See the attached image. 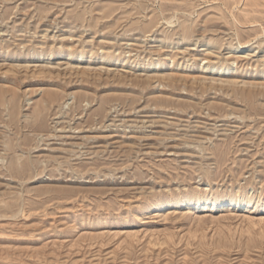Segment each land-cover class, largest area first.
Masks as SVG:
<instances>
[{
  "label": "rangeland",
  "instance_id": "obj_1",
  "mask_svg": "<svg viewBox=\"0 0 264 264\" xmlns=\"http://www.w3.org/2000/svg\"><path fill=\"white\" fill-rule=\"evenodd\" d=\"M0 264H264V0H0Z\"/></svg>",
  "mask_w": 264,
  "mask_h": 264
},
{
  "label": "bare ground",
  "instance_id": "obj_2",
  "mask_svg": "<svg viewBox=\"0 0 264 264\" xmlns=\"http://www.w3.org/2000/svg\"><path fill=\"white\" fill-rule=\"evenodd\" d=\"M185 33H186V31L183 30V34H184V35H185ZM200 37H203V36H200ZM206 78H207V77H206ZM198 200H199V198L196 197L195 199H192L191 202L194 203V204H197V203H198ZM212 200H213V199H212ZM189 202H190V201H189ZM222 204H223V202H220V203H219L220 206H221ZM245 204H247V203H245ZM245 204H243V205H245ZM189 205H191V204H189ZM235 205L238 207V206L241 205V203H239V201H236V202H235ZM157 207L160 208V206H157Z\"/></svg>",
  "mask_w": 264,
  "mask_h": 264
}]
</instances>
